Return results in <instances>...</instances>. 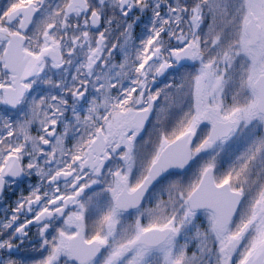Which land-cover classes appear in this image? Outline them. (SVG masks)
Here are the masks:
<instances>
[{"label":"snow or ice","instance_id":"6c2138e0","mask_svg":"<svg viewBox=\"0 0 264 264\" xmlns=\"http://www.w3.org/2000/svg\"><path fill=\"white\" fill-rule=\"evenodd\" d=\"M0 264H264V0H0Z\"/></svg>","mask_w":264,"mask_h":264}]
</instances>
